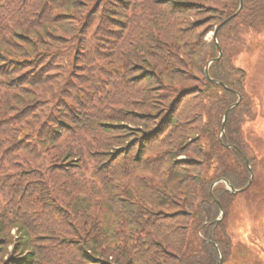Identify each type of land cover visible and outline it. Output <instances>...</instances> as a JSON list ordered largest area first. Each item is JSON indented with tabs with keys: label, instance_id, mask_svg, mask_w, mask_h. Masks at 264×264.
<instances>
[{
	"label": "trees",
	"instance_id": "trees-1",
	"mask_svg": "<svg viewBox=\"0 0 264 264\" xmlns=\"http://www.w3.org/2000/svg\"><path fill=\"white\" fill-rule=\"evenodd\" d=\"M85 1V10L78 0H51L50 10L10 0L0 9V34L26 28L21 46L0 39L15 51L0 48V244L7 243L0 249L8 253L15 228L22 255H10L14 264H220V253L228 264L235 247L230 215L245 192L220 183L215 199L211 190L218 179L238 190L251 180L231 146L257 176L261 157L245 125L259 111L234 58L247 35L264 30V0H243L218 31L223 55L210 75L228 89L206 75L219 56L216 38L207 35L241 0H136L128 14L130 0ZM94 26L115 39L108 56L101 41L87 38ZM56 30L70 31L69 39ZM72 50L80 74L69 84L58 62ZM96 58L111 66L94 70ZM118 67L126 74L116 79L109 72ZM52 85H69L71 102L57 100L42 112L41 95ZM233 90L242 101L221 138L223 118L239 99ZM109 104L121 111L108 112ZM52 107L62 111L53 115ZM18 120L26 124L19 131ZM256 185L254 179L248 190L255 187L264 202V187L256 194ZM11 212L22 217L10 220Z\"/></svg>",
	"mask_w": 264,
	"mask_h": 264
},
{
	"label": "rangeland",
	"instance_id": "rangeland-1",
	"mask_svg": "<svg viewBox=\"0 0 264 264\" xmlns=\"http://www.w3.org/2000/svg\"><path fill=\"white\" fill-rule=\"evenodd\" d=\"M36 4L41 3V6L43 7H49L50 6L55 8V4L51 3V0H34ZM55 1V0H54ZM100 1V0H94V3ZM123 1V0H122ZM136 0L128 1L127 2V10L124 12V14H128L136 9V5H130L134 4ZM165 1V0H162ZM10 0H0V9H7L8 3ZM93 3V4H94ZM91 4V5H93ZM116 4V3H115ZM122 4V2H120ZM88 5L85 0H78V7L85 10V6ZM133 13V12H132ZM215 16V13L213 14ZM227 20V19H226ZM131 22V19L126 21L125 24L122 27V33L128 28V23ZM223 23V22H222ZM221 23V24H222ZM216 25L214 29L209 31L207 35V39H211L217 28L221 25ZM39 29H33V33L37 32ZM22 32H26V28H23L22 31L20 30H13L12 33L3 32L0 34V39L5 38V40H9L11 43L14 40L15 43H17L18 46L22 45V39L21 35ZM110 32V31H107ZM128 32V30L126 31ZM32 34V33H31ZM57 35H61V37L64 40H68L70 37V31L62 32L61 30H56ZM109 34V33H108ZM30 35V34H29ZM53 35V34H51ZM110 36H112V33L107 36V33H101L99 30V27L94 26L88 33L87 38L91 41V43L98 42L97 39L101 42H98L99 47H103L104 50H102V54L108 56L107 54L110 53L106 48H108L110 45H115V39H111ZM60 37V38H61ZM124 37V36H123ZM50 39V38H48ZM113 42V43H109ZM24 44V43H23ZM66 46H70L67 43H65ZM24 46V45H23ZM1 49L4 50V52H15L12 48L7 46H1ZM25 48V47H23ZM78 57H74V50L72 52H68V57L66 60L59 61L64 62L65 65H62L61 68L63 69L61 72V75H65L66 80H68L69 84L71 81L72 76L75 74H80L74 67V65H78ZM94 60V59H93ZM91 68L98 71H106L104 69L105 65L111 66V61H108L106 59H95L93 61ZM97 62V63H96ZM130 62V60L128 61ZM234 63L239 66L240 68L244 69L247 73V79H246V88L248 92L252 94L254 97L256 104L258 106L259 111V117L257 120L250 122L249 124L245 125V131L247 134V137L250 139L254 149L259 152V156L261 157L260 162L258 163V171L257 176L254 179L257 182L256 187V194H257V188H263L264 187V30L260 32H251L250 35H247L244 39V43L240 48V53L235 56ZM130 63L128 64V66ZM123 66V65H122ZM124 67V66H123ZM118 67V69L111 70L109 74L113 78H119L121 75L126 74L124 73V70L127 71V69L124 67ZM83 70V68H81ZM101 78H106V76H102ZM103 84L105 85L107 83L106 79L102 80ZM59 83V81H58ZM42 89V88H41ZM44 90L43 95L46 96V99L42 104V106H45V108H42L43 111H48L49 106L48 104H53L55 102H71V100L67 97L68 95H65V92H70L69 85H66L65 87L61 85H52L50 87V91ZM64 90V91H63ZM48 91V92H47ZM51 92V93H49ZM32 99H36V97H33ZM29 102V100L27 101ZM26 102V103H27ZM37 101L36 103H38ZM24 106V105H23ZM22 106V108H23ZM9 111V110H8ZM59 111H62V109L58 107H52L51 113L53 115L58 114ZM111 111H121V109L116 108L113 104L108 105V112ZM35 116H40L41 114V108L39 110H36ZM8 114H11V110L8 112ZM16 130L19 131L21 128L26 126L24 124L23 120H18V122L15 123ZM129 128V127H128ZM134 130V129H132ZM137 131V129H135ZM126 137L132 138L134 132L130 133V130L124 132ZM134 146L132 147V149ZM90 162V167L94 166L93 161ZM42 180H38L40 183V186L42 184H45V181L43 180L45 177L43 174L39 175ZM38 188V187H34ZM49 191H53V188L49 186ZM255 187L253 189L245 191V193L241 194L238 199L236 200V205L234 206L233 211L230 215V221L229 223L232 224V235L234 240V254L232 255V259L229 261L228 264H264V202L262 201V198L258 197L253 193ZM50 192V194H52ZM53 195V194H52ZM135 200L132 199L130 202L131 206L137 207L138 206V200L136 197H134ZM127 202H123V205ZM128 204V203H127ZM25 214V213H21ZM10 220H17L16 218L22 217L20 215L14 216L11 212L10 215H6ZM11 234L14 236L12 241L8 243V253L3 252L6 247L3 249H0V264H14V262L10 261V255L11 256H18L22 255L20 252L21 249H19V245L17 243L18 240V233L15 228L11 229ZM4 245H7V243H4ZM0 244V247L4 246ZM52 247L49 246L46 251L48 254H52L49 252V249ZM3 255H2V253Z\"/></svg>",
	"mask_w": 264,
	"mask_h": 264
},
{
	"label": "water",
	"instance_id": "water-1",
	"mask_svg": "<svg viewBox=\"0 0 264 264\" xmlns=\"http://www.w3.org/2000/svg\"><path fill=\"white\" fill-rule=\"evenodd\" d=\"M242 8H243V0H241V5H240L239 10H238L234 15H232V16L229 17L227 20H225V21H224V22H223V23L217 28V30L215 31V34H214V35H215L216 42H217L218 49H219V56H218L216 59H213V60L209 61L208 64H207V66H206V74H207V76L210 78V80L213 81V82H217V83H219V84L225 86L227 89H228L229 87H228L224 82L217 81V80H215V79H213V78L211 77V75H210V66H211V64H212L214 61H216V60H220L221 57H222V55H223L222 48H221V46H220V44H219V42H218V38H217V33H218L219 29H220V28H221V27H222L227 21H229L231 18L237 16L238 13L242 10ZM233 91H234V92H237V91H235V90H233ZM237 94L239 95V100H238V102H236L235 104H233L232 106H230V107L228 108V110H227V112H226V114H225V116H224V118H223V127H222V131H221V138H222V135L225 134V131H226V124H227V118H228V114H229V112H230L234 107L238 106L239 103L242 101V95H241L240 93H238V92H237ZM232 147L237 148L238 151H239L240 153L243 154V156H244V158H245V160H246V162H247V164H248V166H249V169H250V171H251L252 177H251V180H250L249 184H248L245 188L240 189V190L235 189L234 186L231 184V182H229V181H227V180H225V179H218V180H216V181L212 184V190H211L212 196H213L215 199H216V197H215V195H214V191H213V189H214V187H215L217 184H219V183H221V182H225V183H226V185H227V189H228L231 193H233V194H237V193H240V192H244V191H246V190L251 186V184L253 183V180H254V171H253V169H252V167H251V165H250L249 159L247 158V156L243 153V151H242L240 148H238V147H236V146H232ZM217 202H218V204H219V206H220V208H221V217L218 219V221H220V220L222 219V217H223L225 211H224L223 208H222V203H221V201L218 200ZM220 254H221V255H220V264H222V263H223V255H222V253H220Z\"/></svg>",
	"mask_w": 264,
	"mask_h": 264
}]
</instances>
